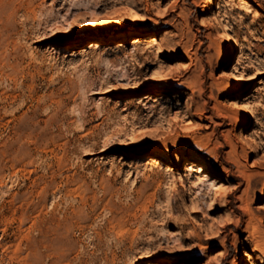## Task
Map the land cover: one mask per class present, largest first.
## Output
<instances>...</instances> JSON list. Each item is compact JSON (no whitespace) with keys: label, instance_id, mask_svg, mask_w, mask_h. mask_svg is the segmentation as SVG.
<instances>
[{"label":"rangeland","instance_id":"1","mask_svg":"<svg viewBox=\"0 0 264 264\" xmlns=\"http://www.w3.org/2000/svg\"><path fill=\"white\" fill-rule=\"evenodd\" d=\"M207 1L0 0V264H264V0Z\"/></svg>","mask_w":264,"mask_h":264},{"label":"bare ground","instance_id":"2","mask_svg":"<svg viewBox=\"0 0 264 264\" xmlns=\"http://www.w3.org/2000/svg\"><path fill=\"white\" fill-rule=\"evenodd\" d=\"M207 4H208V10L213 11L215 9V0H208ZM246 6L249 7L250 5L246 4ZM215 21L216 22H220L221 18L219 16H217ZM224 39L226 41H230L231 40V37H230L229 33L226 31L225 27H224ZM148 40L150 42H155V39L153 37H148ZM226 60L227 59H225V62H226ZM186 67H187V65H183V68H186ZM232 78L233 79H238V77L235 74L232 75ZM156 100H159V99H156ZM245 116H246V114H245V111L243 110L242 114H241V117L244 118ZM149 161L152 164H157L158 163V160L156 158H154V157H150ZM183 165L188 167L189 170L193 171L194 173L202 175V176H205V172H206L207 168L204 165L197 163L195 160H193V159H184V160L178 159L175 168H181ZM135 262H138V260H134V263Z\"/></svg>","mask_w":264,"mask_h":264}]
</instances>
